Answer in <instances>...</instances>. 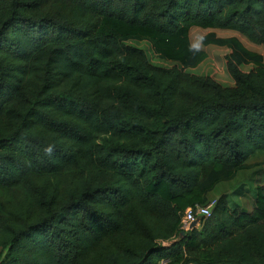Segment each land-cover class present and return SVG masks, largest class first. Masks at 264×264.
<instances>
[{
  "label": "trees",
  "instance_id": "obj_1",
  "mask_svg": "<svg viewBox=\"0 0 264 264\" xmlns=\"http://www.w3.org/2000/svg\"><path fill=\"white\" fill-rule=\"evenodd\" d=\"M110 18L264 45V0H0V264H264V186L181 231L218 166L264 154V66L157 67Z\"/></svg>",
  "mask_w": 264,
  "mask_h": 264
},
{
  "label": "rangeland",
  "instance_id": "obj_2",
  "mask_svg": "<svg viewBox=\"0 0 264 264\" xmlns=\"http://www.w3.org/2000/svg\"><path fill=\"white\" fill-rule=\"evenodd\" d=\"M100 30L113 33L126 45L143 50L154 66L177 67L189 74L210 77L228 88L235 85L227 69L228 57L245 73L264 66V45H255L234 31L193 26L187 35V48L182 47L173 34L163 37L154 29L131 28L114 18L104 19ZM165 38L169 41L164 42ZM151 39H159L161 43L156 46ZM257 186H264L263 152H257L240 169L218 166L205 183V202L212 203L226 196L230 205L237 204L240 210L250 212L254 208Z\"/></svg>",
  "mask_w": 264,
  "mask_h": 264
},
{
  "label": "built area",
  "instance_id": "obj_3",
  "mask_svg": "<svg viewBox=\"0 0 264 264\" xmlns=\"http://www.w3.org/2000/svg\"><path fill=\"white\" fill-rule=\"evenodd\" d=\"M216 204L217 201H214L208 206L197 205L195 208H188L182 216V233L201 228L207 219L211 217Z\"/></svg>",
  "mask_w": 264,
  "mask_h": 264
},
{
  "label": "water",
  "instance_id": "obj_4",
  "mask_svg": "<svg viewBox=\"0 0 264 264\" xmlns=\"http://www.w3.org/2000/svg\"><path fill=\"white\" fill-rule=\"evenodd\" d=\"M182 235H183V236H185V235H186V233H182Z\"/></svg>",
  "mask_w": 264,
  "mask_h": 264
}]
</instances>
